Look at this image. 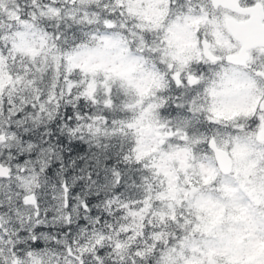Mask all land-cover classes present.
<instances>
[{
  "label": "snow or ice",
  "instance_id": "6c2138e0",
  "mask_svg": "<svg viewBox=\"0 0 264 264\" xmlns=\"http://www.w3.org/2000/svg\"><path fill=\"white\" fill-rule=\"evenodd\" d=\"M0 264H264V0H0Z\"/></svg>",
  "mask_w": 264,
  "mask_h": 264
}]
</instances>
